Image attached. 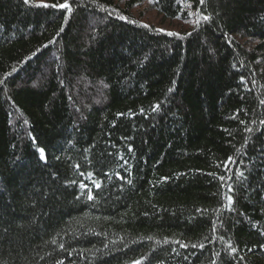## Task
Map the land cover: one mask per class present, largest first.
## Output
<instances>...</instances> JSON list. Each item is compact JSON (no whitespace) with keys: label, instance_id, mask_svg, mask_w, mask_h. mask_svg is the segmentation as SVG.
I'll return each instance as SVG.
<instances>
[{"label":"trees","instance_id":"obj_1","mask_svg":"<svg viewBox=\"0 0 264 264\" xmlns=\"http://www.w3.org/2000/svg\"><path fill=\"white\" fill-rule=\"evenodd\" d=\"M64 2L0 0V264H264V0Z\"/></svg>","mask_w":264,"mask_h":264},{"label":"snow or ice","instance_id":"obj_2","mask_svg":"<svg viewBox=\"0 0 264 264\" xmlns=\"http://www.w3.org/2000/svg\"><path fill=\"white\" fill-rule=\"evenodd\" d=\"M26 2H27V0H26ZM200 3H204V0H200ZM43 6H44V7H58V8H61V9H66V10H68V11H71V6H70V4L68 3V0H65L64 3L52 4V5L44 4ZM122 18H123V17H122ZM203 18H204L205 20L209 19L208 16H204ZM62 30H63V29H61V31H62ZM169 35H175V33H169ZM157 107H159V106L157 105ZM262 123H264V122H262ZM249 131H251V130L249 129ZM38 151H39V154H40L41 159H45V158H46V157H45V150H44L43 148H40ZM97 187H99V185H97ZM89 198L91 199V198H93V197L89 196ZM234 251H235V249H233V252H234ZM134 264H140V262H139V261H136V262H134Z\"/></svg>","mask_w":264,"mask_h":264}]
</instances>
